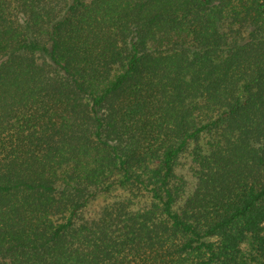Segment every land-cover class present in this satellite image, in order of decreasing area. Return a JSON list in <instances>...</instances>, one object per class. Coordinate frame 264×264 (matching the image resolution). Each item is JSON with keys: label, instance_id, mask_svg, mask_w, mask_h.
<instances>
[{"label": "trees", "instance_id": "obj_1", "mask_svg": "<svg viewBox=\"0 0 264 264\" xmlns=\"http://www.w3.org/2000/svg\"><path fill=\"white\" fill-rule=\"evenodd\" d=\"M0 264H264V0H0Z\"/></svg>", "mask_w": 264, "mask_h": 264}, {"label": "rangeland", "instance_id": "obj_2", "mask_svg": "<svg viewBox=\"0 0 264 264\" xmlns=\"http://www.w3.org/2000/svg\"><path fill=\"white\" fill-rule=\"evenodd\" d=\"M189 160V156L185 154L184 156L181 157L180 162L183 163L185 166L181 168L179 171L184 174L186 177L187 175V165L185 164L186 161ZM188 178V177H187ZM118 192L114 191L109 194H99L98 196L95 197V199L90 202L87 207L83 210V216L84 217H97L100 213V210L102 207L108 203L114 200L118 196Z\"/></svg>", "mask_w": 264, "mask_h": 264}]
</instances>
